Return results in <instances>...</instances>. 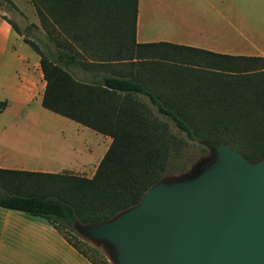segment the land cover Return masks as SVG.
I'll return each mask as SVG.
<instances>
[{
    "label": "trees",
    "instance_id": "trees-1",
    "mask_svg": "<svg viewBox=\"0 0 264 264\" xmlns=\"http://www.w3.org/2000/svg\"><path fill=\"white\" fill-rule=\"evenodd\" d=\"M29 1L47 40L37 37L42 50L36 42L22 37L39 57L44 80L41 106L108 136L110 142L90 177L0 168L1 208L42 217L57 230L74 229L75 222L99 223L136 204L172 164L177 170L184 169L188 164L187 141L235 133L242 139L239 147L249 160L264 156V79L258 81L249 71L253 70L250 61L263 64L264 59L211 54L163 42L134 44L131 21L124 26L90 27L100 37L120 33L127 34L128 40L112 41L116 55L86 61L71 42L58 39L62 33L76 42L71 31L80 28L86 33L89 29L62 24L82 14L72 6L76 0ZM117 7L120 11L112 13L114 17H125L126 5L119 3ZM132 10L134 16L135 0ZM8 23L21 34L13 23ZM122 47L125 53L120 55L118 49ZM170 61L182 67L213 70L216 76L224 73L231 82L204 85L206 91L197 85L195 90L184 89V74L170 69ZM241 61L248 66L236 67ZM109 62L124 63V75L96 72L95 68ZM180 66L174 68L184 69ZM201 75L193 77L199 80ZM210 90L217 96L203 98ZM188 105L197 107L196 114L188 113ZM148 106L161 117L151 115Z\"/></svg>",
    "mask_w": 264,
    "mask_h": 264
},
{
    "label": "crops",
    "instance_id": "crops-1",
    "mask_svg": "<svg viewBox=\"0 0 264 264\" xmlns=\"http://www.w3.org/2000/svg\"><path fill=\"white\" fill-rule=\"evenodd\" d=\"M11 1L17 6L16 0ZM119 3L126 5L127 9L126 16L122 18L112 14L120 11L117 7ZM133 4L134 0L72 1L73 8L79 9L82 14L62 24L77 28L86 26L89 29L86 33L80 28L71 31L76 42L62 33L58 39L71 42L79 56L86 61L112 57L116 55L112 41L124 43L128 40L127 34L100 37L90 27L124 26L132 21L134 44L163 42L211 54L264 59V0H135L134 16ZM8 21L12 23L6 12L0 11V168L62 173L64 168L58 166L62 155L55 148L60 135L47 128L31 130L32 123L40 122L45 127L48 118H55L31 113L30 110L32 105L37 108V104H40L44 86L39 57L30 47L32 51H25L27 44L22 40V33L14 31ZM35 24L40 39L47 41L38 20ZM118 53L124 54L125 47L119 48ZM122 64L109 62L105 67L95 69L100 73L120 74ZM74 71L82 72L78 69ZM75 124L86 127L77 122ZM103 136L107 148L110 138ZM104 152L87 169L89 172L85 177L93 174ZM84 169L78 167L81 173ZM2 217L0 264H45L46 261L50 264H92L68 243L59 230L62 235L61 247L65 246L64 249L60 248V252L54 250L48 253L44 246L29 245L30 231L37 228L45 230L48 224L45 219L42 224L15 213H3Z\"/></svg>",
    "mask_w": 264,
    "mask_h": 264
},
{
    "label": "water",
    "instance_id": "water-1",
    "mask_svg": "<svg viewBox=\"0 0 264 264\" xmlns=\"http://www.w3.org/2000/svg\"><path fill=\"white\" fill-rule=\"evenodd\" d=\"M202 143L212 156L191 174L161 178L136 204L73 228L105 243L114 264H264V156Z\"/></svg>",
    "mask_w": 264,
    "mask_h": 264
},
{
    "label": "rangeland",
    "instance_id": "rangeland-1",
    "mask_svg": "<svg viewBox=\"0 0 264 264\" xmlns=\"http://www.w3.org/2000/svg\"><path fill=\"white\" fill-rule=\"evenodd\" d=\"M17 6H14L11 0H0V11L6 12V14L10 17V20L12 21L15 28L22 33V36L25 38L36 42L39 47L42 46L39 42H37V37H39L38 29L35 28L33 25L37 22V19L35 17L34 11L32 6L30 5L28 0H16ZM35 21V22H34ZM28 25H32L29 28H26ZM40 38V37H39ZM42 49V47H41ZM43 50V49H42ZM25 51H32L28 45L25 47ZM245 61H241L240 64H237L236 67L239 68H245L248 65L245 64ZM249 65H251V68L253 70L252 73L255 75L253 78L264 79L262 75H264V63H260L259 61H250ZM174 66H180L179 64L176 65L174 61H170L168 64V67L170 69H174L177 71L182 72L184 75H182L183 80L181 86L186 89L185 87L193 88L194 85H197L199 90H205L204 85L206 87H209V84H214L217 82L218 84H226L230 83L231 81L226 78L224 73L216 76V72L213 70H207L203 71L202 67L194 68L193 66H186L182 67L184 68L180 70L179 68H174ZM121 72L120 74L125 73L126 66L122 64ZM234 67V68H236ZM233 68V67H232ZM231 68V69H232ZM238 68V69H239ZM237 69V68H236ZM197 70V71H196ZM238 71V70H235ZM207 72V74L205 73ZM201 74L202 75L199 78V80H196L193 75L195 74ZM241 80V79H240ZM236 81V80H234ZM212 82V83H210ZM194 89V88H193ZM195 90V89H194ZM203 98H215L217 96V93L214 90H210L209 92H204ZM201 98V96H200ZM143 102H145L147 105V101L145 98L142 97ZM150 108V113L153 116L161 117L159 116L153 108L148 106ZM35 108V110H34ZM188 113L190 115L196 114V111L198 110L197 107H194L192 105H188ZM31 113H37V114H44L49 117H55V118H48L47 121H45V127L42 123H32L31 130H38V129H48L52 132H56L58 135H60V138L56 140L55 148L59 152V154L62 155V158L60 159V164L58 166L64 168L61 172L63 173H72L79 176H86L87 172H89L87 169L91 167L92 164L96 162V160L99 159L100 155L102 154L103 150H106L104 136L98 133L93 132L92 130L86 128V127H80L75 124V122L66 119L62 116L53 114L45 109H43L40 104H37L36 106L32 105L30 107ZM52 115V116H51ZM163 118V117H162ZM34 122V121H33ZM42 126V127H40ZM78 127V128H77ZM171 130L173 131L172 125L170 126ZM242 139H240V136L235 135V133L223 135L221 138H215V139H209L205 140L208 142H218L228 145L230 148L235 149L239 153H241L245 158H247L241 148L239 147V143ZM246 146V145H244ZM212 156V151L209 147L204 145L202 143V139H196L194 141H187L186 145V159H187V165L182 170H177L176 166H172L171 162L169 165L171 167H168L165 171V174L162 178H165L166 180L169 179H175L180 178L184 175L191 174L194 167L201 161L209 158ZM248 159V158H247ZM78 167L84 169V171L81 173L78 171ZM58 168V167H57ZM90 175V174H89ZM3 213H15L16 215H22L23 217L30 218L32 221H36V223H44V218L38 217V216H32L30 214H27L25 212L17 211V210H10V209H4L0 207V220L3 219L2 217ZM58 230L62 233L65 239H68L70 242H72L74 245H76L87 257H89L92 261L95 262V264H114L111 259V253L109 247L102 242L93 241L90 239L85 238L80 233H78L75 229H67L64 227H59ZM56 228L52 227L49 224H46V228L44 229H36L35 231H30V237H29V245L32 246H41L45 247L46 251L48 253H52V251L56 250L60 252V248L62 244V235ZM45 264H50L49 261Z\"/></svg>",
    "mask_w": 264,
    "mask_h": 264
}]
</instances>
